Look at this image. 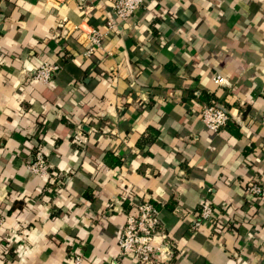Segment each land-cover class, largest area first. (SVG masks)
<instances>
[{
    "label": "crops",
    "instance_id": "obj_1",
    "mask_svg": "<svg viewBox=\"0 0 264 264\" xmlns=\"http://www.w3.org/2000/svg\"><path fill=\"white\" fill-rule=\"evenodd\" d=\"M113 1L0 0V264H135L118 238L145 201L173 252L154 264H264V201L247 191L264 187V0H147L111 31ZM42 63L59 67L47 85ZM195 92L226 127L208 131ZM201 202L217 218L194 228Z\"/></svg>",
    "mask_w": 264,
    "mask_h": 264
},
{
    "label": "built area",
    "instance_id": "obj_2",
    "mask_svg": "<svg viewBox=\"0 0 264 264\" xmlns=\"http://www.w3.org/2000/svg\"><path fill=\"white\" fill-rule=\"evenodd\" d=\"M147 0H114L113 19L106 22L108 30H114L118 22L127 20L143 5ZM104 34L99 30H91L85 39V52L87 58L100 51L103 46ZM59 70L57 65L42 63L34 72L32 80L47 85L51 82L53 75ZM218 85L223 84L220 76L214 78ZM200 120L212 133H217L230 121L228 110L218 102L209 101L205 103L200 111ZM29 170L35 176L44 178L49 174V168L44 159L43 153L36 152L33 163ZM249 194L259 201H264V187L250 184L247 188ZM159 210L150 202L145 201L136 206L133 212L128 214L124 227L119 238V255L123 258H132L135 264H154L156 261L170 259L173 252L170 246L155 245L157 238H164L159 231ZM194 228L216 220L214 210L207 202H201L195 214ZM3 216L0 214V228L3 223ZM226 225V224H224ZM70 264H82V256L76 254L70 259Z\"/></svg>",
    "mask_w": 264,
    "mask_h": 264
},
{
    "label": "trees",
    "instance_id": "obj_3",
    "mask_svg": "<svg viewBox=\"0 0 264 264\" xmlns=\"http://www.w3.org/2000/svg\"><path fill=\"white\" fill-rule=\"evenodd\" d=\"M192 98L200 101V100H204L206 98H208L210 101H214V102H218L220 103L221 105H223L225 108L226 106L224 104H222L221 102H219L218 100H215L212 96L210 95H207V94H204L203 92H195V93H192L190 95ZM148 132H150V136L148 135L146 138H143L142 142H143V145L145 144H150L154 138L156 137L157 135V131H153L151 129L148 128ZM237 136H239V133L236 134ZM141 144V143H140ZM115 165H120V162L119 161H116L115 162ZM153 203V202H152ZM154 204V203H153ZM156 206V208L159 210V206H157L156 204H154ZM169 210H174V206L173 204H168L166 206Z\"/></svg>",
    "mask_w": 264,
    "mask_h": 264
}]
</instances>
